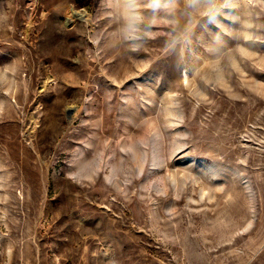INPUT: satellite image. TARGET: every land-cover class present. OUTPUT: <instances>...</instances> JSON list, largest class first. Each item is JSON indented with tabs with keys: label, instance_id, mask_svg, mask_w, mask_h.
I'll use <instances>...</instances> for the list:
<instances>
[{
	"label": "rangeland",
	"instance_id": "1",
	"mask_svg": "<svg viewBox=\"0 0 264 264\" xmlns=\"http://www.w3.org/2000/svg\"><path fill=\"white\" fill-rule=\"evenodd\" d=\"M0 0V264H264V0Z\"/></svg>",
	"mask_w": 264,
	"mask_h": 264
},
{
	"label": "clouds",
	"instance_id": "2",
	"mask_svg": "<svg viewBox=\"0 0 264 264\" xmlns=\"http://www.w3.org/2000/svg\"><path fill=\"white\" fill-rule=\"evenodd\" d=\"M184 4L187 8L193 11H199L198 0H184ZM175 4L172 2L164 3L163 0H150V3L146 5L147 8L158 10L160 8H171ZM139 4L137 0H121L120 15L124 21V34L127 39L136 38L138 25L142 21L140 15Z\"/></svg>",
	"mask_w": 264,
	"mask_h": 264
}]
</instances>
